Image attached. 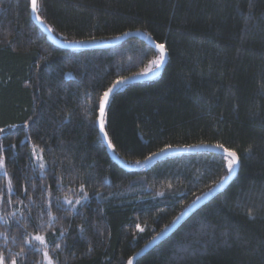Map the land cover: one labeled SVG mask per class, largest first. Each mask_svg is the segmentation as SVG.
I'll return each instance as SVG.
<instances>
[{"label": "trees", "instance_id": "1", "mask_svg": "<svg viewBox=\"0 0 264 264\" xmlns=\"http://www.w3.org/2000/svg\"><path fill=\"white\" fill-rule=\"evenodd\" d=\"M37 8L64 40L139 30L165 45L163 73L122 87L107 106L105 130L123 161L169 145L222 144L240 157L231 184L134 264H264V0H38ZM158 56L138 38L60 49L32 20L30 0H0L5 257L45 264L46 251L53 264H128L227 174L212 152L133 172L108 155L100 98Z\"/></svg>", "mask_w": 264, "mask_h": 264}, {"label": "water", "instance_id": "2", "mask_svg": "<svg viewBox=\"0 0 264 264\" xmlns=\"http://www.w3.org/2000/svg\"><path fill=\"white\" fill-rule=\"evenodd\" d=\"M30 3H31V0H30ZM31 16H32V20L34 21V23L47 36L48 41L60 49H65V50L109 49V48H113L117 45H120L121 43H123L126 40H129L132 38H138L159 52V50L155 47V45L159 44V43H157L152 37H150L147 33L143 32V31H139V30L138 31H128V32H125V33H127V35H124V33H123L122 35H119L117 37L107 39V40L82 41L83 43H79L81 41H68V40H64V39L57 37L54 34V32L52 31V29L44 21H42V19L40 17H39V19H37V16H39V15H38V13H33L32 9H31ZM168 57H169V53L166 50V60H165L164 64L158 70H156L154 73L146 75V76L138 74V75H134L131 77H127V78H129V79H127V82L120 85L119 88H117L114 91V93L116 91H118L119 89H121L122 87L129 85V84L148 82V81L157 79L163 73V70H164V68L168 62ZM114 93L112 94V96L114 95ZM112 96H111V98H112ZM111 98H110V100H111ZM106 111H107V107L105 109V115H106ZM105 115H104V118H105ZM99 116H100V113H98V118H97L96 123H97V127L99 130L100 136H101L102 141L106 147L108 155L117 165H119L121 168H123L124 170L129 171V172L141 170V169L149 166L153 162H155L159 159H162L164 157H167V156L190 154V153H197V152H212V153H217V154L222 155V151H223L222 149H218L215 146H209V145H201L200 147H173V148H168V150L165 151L161 155L154 156L153 159H151L150 161H147L146 163H144V161L146 159L145 158L144 160L141 161L143 166H138L137 163L130 164V163L123 161L114 151H112L108 148L107 141L104 139L103 133H101L100 129H99ZM104 131L106 132L105 126H104ZM108 140H110L109 137H108ZM239 171H240V164H239V167L236 169V171L232 173L231 177L229 178V180L226 183H224L220 187L214 186L211 191L209 190L207 193H205L203 196H201V199L196 200L195 203H192L186 210L183 211V213L179 216V219H176L168 228H166L164 231L159 233L155 237V239H152L151 241H149L141 250H139L130 259L132 261V264H134L139 258L144 256L145 254H147L151 249H153L155 246H157L161 241H163L164 239L169 237L171 234H173L199 208H201L203 205L208 203L216 195L223 192L231 184V182L238 176Z\"/></svg>", "mask_w": 264, "mask_h": 264}, {"label": "snow or ice", "instance_id": "3", "mask_svg": "<svg viewBox=\"0 0 264 264\" xmlns=\"http://www.w3.org/2000/svg\"><path fill=\"white\" fill-rule=\"evenodd\" d=\"M31 9L33 13H37L38 12V8H37V0H31ZM37 19H39V16H37ZM124 35H127V33H124ZM79 43H83L82 41ZM155 47L159 50V56L158 59L152 60L150 62L149 67L142 73H139V75H149L154 73L156 70H158L165 62L166 60V48L164 44H156ZM127 79L129 78H121L119 80H117L114 84H112L111 87H109L102 95V97L100 98V102L98 105V109H99V129L100 132L103 133V137L104 139L107 141V146L110 150L115 151L114 145L112 144L111 140H108V134L107 132L104 131V115H105V109L106 107L109 105L110 103V98L112 96V94L114 93V91L119 88L120 85L124 84L127 82ZM14 127V126H13ZM3 129H0V132H3ZM201 145H192V146H187V147H200ZM171 146H167L166 148H162L160 149V152L158 153H153L151 156L146 157L144 163H146L147 161H150L151 159H153L154 156L156 155H161L163 154L165 151L168 150V148H170ZM216 148L218 149H222V158L226 159V164L224 165V167L227 170V174L218 182V184L216 185V187H220L221 185H223L224 183H226L229 178L231 177L232 173L236 171V169L239 167L240 164V157L238 156L237 152L235 151H230L229 149L225 148L224 145L222 144H217L215 145ZM3 151V147L0 146V152ZM33 156L37 159V160H42V157L36 156L35 151H33ZM138 166H143L141 161H137L136 162ZM4 166V159L2 156H0V168H3ZM40 168H44L45 164L43 162H41L39 164ZM4 175L7 176V172H4ZM212 189H210L211 191ZM8 192L11 193L12 192V188H11V182H9V188H8ZM3 195V191L0 190V196ZM201 199V197H197V200ZM11 201H9L10 203ZM69 204H71V201H68ZM195 203V202H194ZM251 215V214H250ZM179 219V217L177 218ZM142 230V229H141ZM153 239H155V237H153ZM34 240L38 241L41 245H46V241H45V237L41 236V235H35L34 236ZM28 243L30 244L31 241H28ZM56 247H59V245H56ZM20 254L17 253V256H19ZM43 256L47 259V264H53V260L51 257H49L48 252H43ZM10 259V264H17V260L16 259H11V258H7L4 256L3 253H0V264H6V260ZM128 264H132V261L129 260Z\"/></svg>", "mask_w": 264, "mask_h": 264}, {"label": "rangeland", "instance_id": "4", "mask_svg": "<svg viewBox=\"0 0 264 264\" xmlns=\"http://www.w3.org/2000/svg\"><path fill=\"white\" fill-rule=\"evenodd\" d=\"M45 264H47V259H46V262H45Z\"/></svg>", "mask_w": 264, "mask_h": 264}]
</instances>
